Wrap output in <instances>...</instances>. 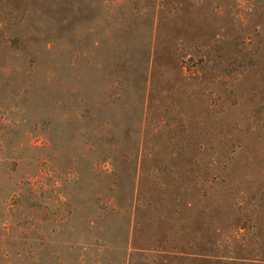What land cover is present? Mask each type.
Wrapping results in <instances>:
<instances>
[{
  "label": "rangeland",
  "instance_id": "obj_1",
  "mask_svg": "<svg viewBox=\"0 0 264 264\" xmlns=\"http://www.w3.org/2000/svg\"><path fill=\"white\" fill-rule=\"evenodd\" d=\"M0 264H264V0H0Z\"/></svg>",
  "mask_w": 264,
  "mask_h": 264
},
{
  "label": "trees",
  "instance_id": "obj_2",
  "mask_svg": "<svg viewBox=\"0 0 264 264\" xmlns=\"http://www.w3.org/2000/svg\"><path fill=\"white\" fill-rule=\"evenodd\" d=\"M96 186H97V189L99 191L102 190V189H104V185H102V184H97Z\"/></svg>",
  "mask_w": 264,
  "mask_h": 264
}]
</instances>
